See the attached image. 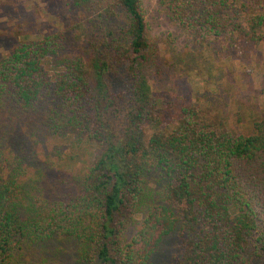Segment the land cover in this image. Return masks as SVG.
Returning a JSON list of instances; mask_svg holds the SVG:
<instances>
[{
    "label": "trees",
    "instance_id": "obj_1",
    "mask_svg": "<svg viewBox=\"0 0 264 264\" xmlns=\"http://www.w3.org/2000/svg\"><path fill=\"white\" fill-rule=\"evenodd\" d=\"M157 2L212 59L264 41V0ZM71 5L83 53L64 50L60 29L0 57V264H25L26 251L58 241L75 244L77 264H151L174 232L175 264H264V115L249 135L227 129L184 84L167 85L193 69L159 66L140 0ZM19 121L92 144L93 158L29 188L7 131Z\"/></svg>",
    "mask_w": 264,
    "mask_h": 264
},
{
    "label": "rangeland",
    "instance_id": "obj_2",
    "mask_svg": "<svg viewBox=\"0 0 264 264\" xmlns=\"http://www.w3.org/2000/svg\"><path fill=\"white\" fill-rule=\"evenodd\" d=\"M72 0H0V57L5 56L24 37L38 39L65 29L64 50L84 52L83 29ZM148 40L161 67L193 69L188 75L172 73L165 82H179L191 103L201 108L209 121L222 117L227 129L236 128L249 135L257 115H264V41L255 52L213 53L200 50L176 23L166 18L157 0H140ZM174 64V65H173ZM166 65V66H165ZM172 72V71H171ZM174 72V71H173ZM35 122L19 121L9 128V143L16 153L20 147L26 159L25 179L29 188L42 180L52 182L58 175L76 172L93 158L94 146L71 145L70 138L40 133ZM13 154L9 152V155ZM53 179V180H52ZM131 234V230H130ZM78 249L68 241L51 242L25 252V264H77ZM182 259L180 240L174 232L164 238L151 264H175ZM19 264V262L17 263Z\"/></svg>",
    "mask_w": 264,
    "mask_h": 264
}]
</instances>
